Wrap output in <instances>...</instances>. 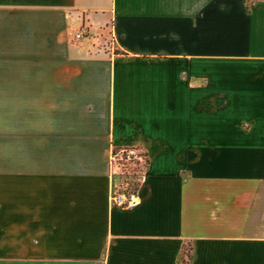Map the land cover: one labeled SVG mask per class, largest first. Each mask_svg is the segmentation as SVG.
Segmentation results:
<instances>
[{
  "label": "crops",
  "instance_id": "1",
  "mask_svg": "<svg viewBox=\"0 0 264 264\" xmlns=\"http://www.w3.org/2000/svg\"><path fill=\"white\" fill-rule=\"evenodd\" d=\"M0 264H264V0H0Z\"/></svg>",
  "mask_w": 264,
  "mask_h": 264
},
{
  "label": "built area",
  "instance_id": "2",
  "mask_svg": "<svg viewBox=\"0 0 264 264\" xmlns=\"http://www.w3.org/2000/svg\"><path fill=\"white\" fill-rule=\"evenodd\" d=\"M85 32L80 31L74 37L76 40L85 38ZM145 160V156L138 148L129 147L117 152H113L109 158L111 174L114 176L117 173V167L120 164H141ZM142 175L138 176V181L142 180ZM111 204L115 207L130 209L139 204L136 193L114 192L111 194Z\"/></svg>",
  "mask_w": 264,
  "mask_h": 264
},
{
  "label": "rangeland",
  "instance_id": "3",
  "mask_svg": "<svg viewBox=\"0 0 264 264\" xmlns=\"http://www.w3.org/2000/svg\"><path fill=\"white\" fill-rule=\"evenodd\" d=\"M138 170L122 169L113 176V190L114 192H133V189L138 188V176L144 173V169L137 168Z\"/></svg>",
  "mask_w": 264,
  "mask_h": 264
},
{
  "label": "trees",
  "instance_id": "4",
  "mask_svg": "<svg viewBox=\"0 0 264 264\" xmlns=\"http://www.w3.org/2000/svg\"><path fill=\"white\" fill-rule=\"evenodd\" d=\"M146 164H147V161H146V158H145V160L143 161V163H141V164H120L118 167H117V173L119 172V170H122V169H130V168H132L133 170H138L137 168H140V169H144V168H146ZM139 171V170H138ZM145 171V170H144ZM116 173V174H117ZM115 174V175H116ZM137 190H138V188H135V189H133V192H129V193H136L137 192Z\"/></svg>",
  "mask_w": 264,
  "mask_h": 264
}]
</instances>
